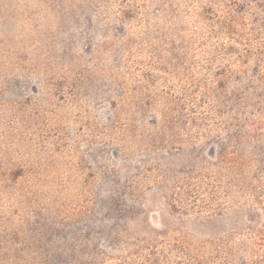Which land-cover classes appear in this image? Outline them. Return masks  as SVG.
I'll return each instance as SVG.
<instances>
[{
  "label": "rangeland",
  "instance_id": "1",
  "mask_svg": "<svg viewBox=\"0 0 264 264\" xmlns=\"http://www.w3.org/2000/svg\"><path fill=\"white\" fill-rule=\"evenodd\" d=\"M0 264H264V0H0Z\"/></svg>",
  "mask_w": 264,
  "mask_h": 264
}]
</instances>
